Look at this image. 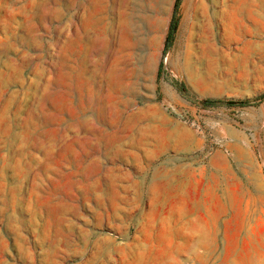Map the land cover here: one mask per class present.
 <instances>
[{"label":"rangeland","instance_id":"obj_1","mask_svg":"<svg viewBox=\"0 0 264 264\" xmlns=\"http://www.w3.org/2000/svg\"><path fill=\"white\" fill-rule=\"evenodd\" d=\"M175 4L0 0V264H264V0Z\"/></svg>","mask_w":264,"mask_h":264},{"label":"trees","instance_id":"obj_2","mask_svg":"<svg viewBox=\"0 0 264 264\" xmlns=\"http://www.w3.org/2000/svg\"><path fill=\"white\" fill-rule=\"evenodd\" d=\"M179 2H180V0H176L175 9H174V12L172 14L171 21H170V28H169V32L167 34L164 52L169 47V42L172 39V29L174 28L175 24L177 23L176 22L177 19H176L175 15H176L177 8L179 6ZM160 68H161V66H160ZM160 68L158 70V77H159V73H160ZM259 100H264V93L260 95ZM202 103L204 106H214L216 104H224V105H228V106H246V105H250L251 101H247V100L246 101L245 100H243V101H231V100L219 101V100H208L207 99V100H204Z\"/></svg>","mask_w":264,"mask_h":264}]
</instances>
